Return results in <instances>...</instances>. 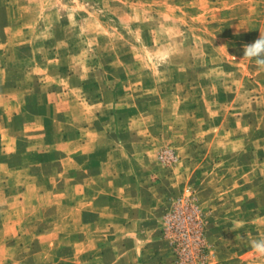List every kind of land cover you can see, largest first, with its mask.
I'll use <instances>...</instances> for the list:
<instances>
[{"label": "rangeland", "instance_id": "374dc122", "mask_svg": "<svg viewBox=\"0 0 264 264\" xmlns=\"http://www.w3.org/2000/svg\"><path fill=\"white\" fill-rule=\"evenodd\" d=\"M260 33L264 0H0V264H122L89 257L122 234L89 224L103 172L168 179L170 264H264ZM188 198L183 263L165 220Z\"/></svg>", "mask_w": 264, "mask_h": 264}, {"label": "crops", "instance_id": "0c3cea01", "mask_svg": "<svg viewBox=\"0 0 264 264\" xmlns=\"http://www.w3.org/2000/svg\"><path fill=\"white\" fill-rule=\"evenodd\" d=\"M110 176L105 172L100 173V185L91 186L94 197L89 206V224L95 227H121L122 234L117 240L118 247L114 248L113 239L107 237L105 251L102 253L92 247L89 257L121 258L122 264H170L168 249L160 237L162 215L168 209V179L161 178L160 182L150 184L145 174L140 183L133 181V188L115 190L108 183L112 178ZM125 179L130 182V177ZM83 213L81 208L80 227L85 223Z\"/></svg>", "mask_w": 264, "mask_h": 264}, {"label": "built area", "instance_id": "2783aa9c", "mask_svg": "<svg viewBox=\"0 0 264 264\" xmlns=\"http://www.w3.org/2000/svg\"><path fill=\"white\" fill-rule=\"evenodd\" d=\"M167 158L170 159V155H167ZM195 214L196 211L189 198L177 199L165 220L166 232L171 244L183 263L193 258V249H198L201 242L199 230L198 232L194 230L193 233Z\"/></svg>", "mask_w": 264, "mask_h": 264}, {"label": "clouds", "instance_id": "9594fccd", "mask_svg": "<svg viewBox=\"0 0 264 264\" xmlns=\"http://www.w3.org/2000/svg\"><path fill=\"white\" fill-rule=\"evenodd\" d=\"M243 52V58L254 61L258 69L264 70V33H260L259 38L253 43L245 44ZM168 58V53L165 50L158 59L164 61ZM251 248L257 257H264V238L252 241Z\"/></svg>", "mask_w": 264, "mask_h": 264}]
</instances>
